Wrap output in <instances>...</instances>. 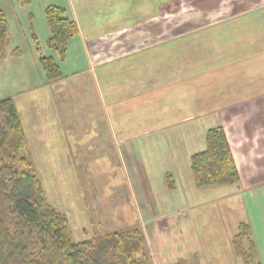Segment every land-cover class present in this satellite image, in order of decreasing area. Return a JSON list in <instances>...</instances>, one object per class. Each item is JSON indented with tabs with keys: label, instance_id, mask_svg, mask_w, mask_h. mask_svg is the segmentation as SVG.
Returning a JSON list of instances; mask_svg holds the SVG:
<instances>
[{
	"label": "crops",
	"instance_id": "crops-1",
	"mask_svg": "<svg viewBox=\"0 0 264 264\" xmlns=\"http://www.w3.org/2000/svg\"><path fill=\"white\" fill-rule=\"evenodd\" d=\"M27 4L0 0L9 47L16 49L10 55L7 47L6 63L0 62L1 97L16 103L28 90L43 86L50 92L63 82L68 86L61 94L73 96L60 105L45 99L38 115L35 106L30 136L23 124L27 142L41 151L45 137L62 135V123L77 135L97 122L89 153L133 160L142 151L161 154V187L172 194L167 214L154 216L161 226L155 231H173L167 239L175 241L161 243L166 250H150L151 263L243 264L232 241L239 224L247 223L264 264V0ZM51 5L64 8L78 26L64 61L47 47L45 9ZM37 46L59 63L61 80L46 83ZM214 127L227 135L240 180L201 187L192 156L206 149ZM49 147L57 150L58 144Z\"/></svg>",
	"mask_w": 264,
	"mask_h": 264
},
{
	"label": "trees",
	"instance_id": "trees-1",
	"mask_svg": "<svg viewBox=\"0 0 264 264\" xmlns=\"http://www.w3.org/2000/svg\"><path fill=\"white\" fill-rule=\"evenodd\" d=\"M45 14L51 30L47 44L64 59L69 41L79 32L77 23L59 6H48ZM8 42L9 21L0 9V58L5 55ZM39 63L47 82L64 77L53 56L42 55ZM206 143L204 151L192 156L197 185L239 182L224 129H209ZM26 145L15 100L0 99V264H152L143 250L145 238L140 230H117L77 241L67 214L48 200L35 162L25 153ZM245 238L254 264H261L247 223L239 224L232 241L236 254L240 258L245 255ZM242 262L249 264V258ZM175 264L191 263L182 260Z\"/></svg>",
	"mask_w": 264,
	"mask_h": 264
},
{
	"label": "rangeland",
	"instance_id": "rangeland-1",
	"mask_svg": "<svg viewBox=\"0 0 264 264\" xmlns=\"http://www.w3.org/2000/svg\"><path fill=\"white\" fill-rule=\"evenodd\" d=\"M18 1L23 3L24 7L28 5V0ZM2 11L7 17L5 11ZM9 44H11L10 34L6 49L8 47V52L12 55L11 53H14L16 49L12 50ZM47 47L50 48L48 44ZM37 50L39 56L46 55L42 53L41 47L37 46ZM4 57L5 55L0 58V62L3 61L2 65L6 63ZM65 58L61 60L64 61ZM9 60L8 62H11L13 59L10 57ZM4 81L2 78L0 84ZM54 82L46 81L49 85ZM3 86L5 84L0 87V99L5 98L1 97L2 93L4 95ZM67 86L68 82H63L52 87L50 92L43 86H39L16 98L18 110L29 136L34 129L30 126L33 125L30 121L33 122L35 118V106L39 108L38 115L43 102H46L45 99L50 98L52 102L55 99L53 103L60 105L67 97L73 98V96L61 94L65 93L63 90H66ZM96 124L97 122L93 128H83L74 135L66 121L62 123L64 127L60 129L62 135L45 137L47 140L44 139L41 142V151L34 149L27 142L25 153L35 162L48 200L67 214L77 241L116 230L129 232L136 229L140 230L145 238L143 250L148 257L150 250H166V245H162L168 240L175 241L172 237L167 239L173 235V231L169 234L163 229L162 232L155 231L161 226L154 218L159 211L167 214L166 211L169 208L165 204L171 202L172 194L164 193L161 187L162 168H164L161 154L158 157L150 152L142 151L140 156L133 160L113 157L114 153H89L87 147L90 136L97 135ZM53 142L58 144V148L51 151L49 146ZM89 154L97 157L89 158ZM243 251L245 255L242 257L249 258V264H254L246 238L243 240ZM152 263L169 264L167 260L160 258L153 259Z\"/></svg>",
	"mask_w": 264,
	"mask_h": 264
}]
</instances>
